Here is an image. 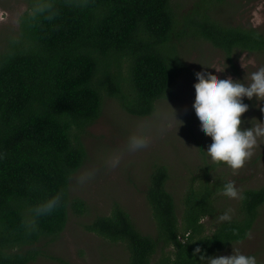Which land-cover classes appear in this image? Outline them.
<instances>
[{"label": "trees", "instance_id": "obj_1", "mask_svg": "<svg viewBox=\"0 0 264 264\" xmlns=\"http://www.w3.org/2000/svg\"><path fill=\"white\" fill-rule=\"evenodd\" d=\"M224 1L191 0L176 12L171 0H33L18 35L0 51V264H30L35 245L63 230L69 180L87 157L81 136L99 118L103 96L129 114L150 116L187 69L177 49L184 39L207 41L229 59L264 53V32L217 18ZM216 164L191 178L181 224L167 168L157 165L145 189L155 234L142 233L119 203L86 229L123 242L125 264H152L158 252L155 264H201V254L246 239L264 204V185L244 189L238 215L205 233L202 219L217 217L224 186ZM54 197L59 207L35 216L33 209ZM72 206L87 210L81 198ZM32 216L35 228L25 227Z\"/></svg>", "mask_w": 264, "mask_h": 264}, {"label": "rangeland", "instance_id": "obj_2", "mask_svg": "<svg viewBox=\"0 0 264 264\" xmlns=\"http://www.w3.org/2000/svg\"><path fill=\"white\" fill-rule=\"evenodd\" d=\"M189 2L191 0H171L176 12ZM32 4L33 0H0V51L9 38L18 35L20 17ZM216 16L224 23L252 26L264 32V0H225ZM177 49L187 69L177 77L168 96L156 102L150 116L129 114L115 98L103 96L99 118L81 136L87 157L69 180L66 224L58 235L43 238L35 245L38 256L30 264H125L129 253L123 242L110 241L88 231L85 225L97 215L109 214L113 204L119 203L142 233L155 234L145 189L157 165L167 168L166 187L175 199L178 220L182 223V198L191 178L198 176L203 166L213 163L204 151L211 138L200 132L193 111L195 75L207 73L247 83L248 74L264 66V53L245 52L237 57L234 53L229 59L207 41L192 39L181 40ZM224 67L222 72L216 69ZM243 102L249 107L241 116V127H250L251 120L264 119V112L260 110L264 101L253 97L251 100L244 98ZM137 134L146 135L149 144L133 151L128 147V139ZM114 157H119L115 166L111 163ZM213 168L220 182H233L240 193L247 188H258L264 185V144L254 149L251 158L235 174L222 163ZM222 191L216 200L217 217L202 219L205 233L214 230L225 212L231 217L238 215L239 199L228 198ZM74 198L85 201L87 210L84 213L74 211ZM232 249L255 255L257 264H264V204L246 239L231 243L212 256L228 255ZM159 255L158 252L152 264Z\"/></svg>", "mask_w": 264, "mask_h": 264}, {"label": "clouds", "instance_id": "obj_3", "mask_svg": "<svg viewBox=\"0 0 264 264\" xmlns=\"http://www.w3.org/2000/svg\"><path fill=\"white\" fill-rule=\"evenodd\" d=\"M216 69L222 72L225 67ZM195 80L193 111L200 124V132L211 138L205 154L213 163H222L235 174L251 158L254 149L264 144V119L251 120L250 127H241V116L249 107L243 102L244 98L251 100L255 97L257 101H264V66L249 73L247 83L231 77L220 79L207 73L196 74ZM260 110L264 112V105ZM148 144L149 138L143 134L132 135L128 139V147L133 151L146 148ZM111 163L113 166L118 164L119 157H114ZM222 195L232 199L243 198L231 181L224 184ZM59 205L60 198L54 197L38 205L33 212L35 216L50 214ZM220 219L230 220L231 216L225 212ZM23 223L25 227L35 228V217H26ZM195 252H200V249ZM199 261L201 264H257L255 255H245L239 249H232L228 255L201 254Z\"/></svg>", "mask_w": 264, "mask_h": 264}]
</instances>
